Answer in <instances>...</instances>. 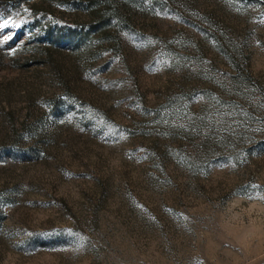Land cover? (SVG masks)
Returning <instances> with one entry per match:
<instances>
[{"label":"rangeland","instance_id":"rangeland-1","mask_svg":"<svg viewBox=\"0 0 264 264\" xmlns=\"http://www.w3.org/2000/svg\"><path fill=\"white\" fill-rule=\"evenodd\" d=\"M0 264H264V0H0Z\"/></svg>","mask_w":264,"mask_h":264}]
</instances>
